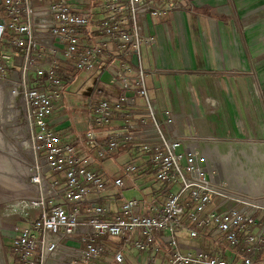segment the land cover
I'll return each mask as SVG.
<instances>
[{
	"label": "built area",
	"instance_id": "1",
	"mask_svg": "<svg viewBox=\"0 0 264 264\" xmlns=\"http://www.w3.org/2000/svg\"><path fill=\"white\" fill-rule=\"evenodd\" d=\"M0 5V82L7 87L8 120L20 132L16 142L31 153L29 182L37 189L18 204L25 225L11 229L15 264H89L108 253L109 239L122 243L111 252L112 264L127 263L128 247L144 255L142 264H251L264 251V204L230 185L220 164L197 148L198 142L220 140L168 136L148 95L140 48L154 39L145 33L146 21L181 10L179 0H1ZM113 62L117 71L107 78L120 92L114 101L103 98L91 106L82 142L94 154L87 155L61 139L50 118L75 72L88 77L108 71ZM136 98L143 101L142 113ZM114 115L123 129L99 144L97 129L109 126ZM137 140L163 183L164 200L145 209L141 199L131 198L111 210L102 205L109 179L93 162ZM124 170L131 178L139 171L133 165ZM111 184L125 187L121 178ZM181 233L187 239H178Z\"/></svg>",
	"mask_w": 264,
	"mask_h": 264
},
{
	"label": "crops",
	"instance_id": "2",
	"mask_svg": "<svg viewBox=\"0 0 264 264\" xmlns=\"http://www.w3.org/2000/svg\"><path fill=\"white\" fill-rule=\"evenodd\" d=\"M179 3L182 6L181 10H175L160 19L146 21L145 33L154 39L152 44L146 46L149 48L147 50L149 63L148 68L146 67L147 92L149 91V94L153 95V99L150 98V100L159 121L164 124L168 136L174 133L175 135H195L198 138L207 136L216 138L220 142H198L197 148L205 151L212 161H218L226 147L223 145L222 139L228 140V137L222 134V126L214 127L212 131L207 121L222 123L225 119V114L223 116L221 113L223 106H227L229 117L234 123L233 136H236V139L245 135L250 137L255 135V131L244 133L239 121L241 118L245 119L243 117L246 114L250 119L256 114H260L264 99L253 96L236 97L235 99L221 97V99L215 97V92L222 91L224 94L229 90V82L226 81L229 79H232L234 84L240 81V84L248 87L251 80L249 76L252 77L251 72L254 71L253 69L256 70L257 65L252 57L260 55L264 58V0H179ZM2 19H4V13L0 5V20ZM1 46L2 42L0 41V48ZM226 74L230 78L226 77ZM195 86L198 91L204 94L207 92L206 100L202 96L197 100L192 97L190 93ZM100 87L104 86L100 85ZM117 92H120L118 87ZM133 92H130L131 95ZM6 98L7 87L0 82V173H2L0 207L5 204L4 202L13 201L16 203L18 199L32 198L37 193L36 187L29 182L28 166L32 161L31 153L16 142L20 132L18 127L12 126L8 120L10 112ZM195 101L203 109H206L207 106L214 108L211 110L212 113L209 115L210 111L207 109L204 113L199 112ZM136 104L140 107L138 111L144 112L143 101L140 98H136ZM59 106H65V99ZM166 112L171 113L172 124L166 122L170 115H167ZM139 118L138 115L134 116L136 121H139ZM5 127L10 128L9 133L5 134ZM119 129H123L120 118L118 122L111 125V130L104 132L106 135L104 139H101V143L97 141L99 144H104L107 136ZM56 130L64 132V135L69 138L68 142L76 144L79 151L85 152L87 155L94 154V149L83 147L82 137L88 131L84 126L56 128ZM130 147L132 145L120 149L126 148L125 151H128L124 154L129 155L132 151L129 149ZM134 155L140 161L139 153ZM142 158L144 159L145 156ZM92 166L95 170L109 173V176L112 175L111 172L103 169V162L95 160ZM235 166L236 170L240 169L243 172L244 168L241 164ZM223 172L230 185L239 188L245 196L257 198L264 204V195L261 192L258 193L256 190L252 192L240 180H235L236 177L235 179L233 176L229 178L224 169ZM138 178H131L129 184L124 183L125 190H122L120 198L117 197V192L109 193L108 190L111 191V189L107 188L109 196L105 197L106 201L103 203L111 210H117L124 200L131 198L142 199L146 205L145 209L151 201L157 205L161 204L164 199L157 201L156 197L161 196L160 193L164 186L153 188L150 195H145V191L140 192L138 189H134L136 184H140ZM107 185L109 184L107 183ZM15 225H25L22 217L14 223L5 224L4 229H0V250L3 255L4 252L7 254V248H3L4 240L7 239L5 235H12L13 238L11 229ZM9 250L11 251V248ZM143 257L144 255L135 253L133 261H127L126 264H136L137 262L142 264ZM9 261L10 264L15 263L12 253H10Z\"/></svg>",
	"mask_w": 264,
	"mask_h": 264
},
{
	"label": "rangeland",
	"instance_id": "3",
	"mask_svg": "<svg viewBox=\"0 0 264 264\" xmlns=\"http://www.w3.org/2000/svg\"><path fill=\"white\" fill-rule=\"evenodd\" d=\"M147 45H142L140 48L141 54H142V66L146 69L148 68V47ZM252 60L257 63L256 70L251 72V78L249 82V86H243V84L239 83L238 81L236 84L232 81V79L226 80L229 82V90L225 91L223 94L222 91H216L215 97L216 98H225L230 97L232 99H235L236 97H260L261 99H264V58L262 56H256L255 58L252 57ZM114 63V62H113ZM107 64V63H106ZM106 66V65H104ZM116 64H112L111 66L107 65L108 71H104L101 69L98 74H93L91 76L85 77L83 74L79 72H75L73 75V80L70 84H68L65 87V91L63 93V98L65 99V106H59L57 109L54 110L53 116H51V123L54 127L58 129L66 128V127H82L84 126L86 130L89 129V118L91 117V106L96 104V102L99 99L107 98L108 100L114 101L118 97L117 87L118 86H111L107 82V76L110 74H113L117 71V68L115 67ZM105 68V67H102ZM104 72V74H102ZM102 78H99L101 76ZM244 74V73H243ZM226 77L230 78L227 74ZM224 76V77H225ZM146 81V80H145ZM147 82V81H146ZM231 83V84H230ZM106 84V85H105ZM104 86V87H100ZM236 86V87H235ZM101 89V90H99ZM148 90V89H147ZM200 90V88H199ZM207 92L205 94L203 92L198 91V88L195 86L194 89L191 91L190 94H192V97L197 100L202 98H205L206 100L208 98ZM151 99H153V95L149 94ZM171 95V94H170ZM172 96V95H171ZM205 96V97H204ZM221 98V99H222ZM197 104V101H195ZM262 110L260 109L261 113L256 114L252 119L249 118V116L246 114L243 118L239 121L241 122L242 129L245 132L248 131H255V135H252L251 137L249 135H245L244 137H237L233 136L234 132V123L229 117V112L227 106H223L222 108V115L225 114L224 121L221 122H211L207 121L209 124V128L212 130L214 127L222 126L221 131H223V135L225 137H228L227 139H222L223 145H226L224 148V153L217 161L219 166L223 167L225 174L227 177H236L235 180H240L242 184H245L248 186L251 191L256 190L258 193L261 192L264 195V103L261 105ZM198 111H202L203 113L206 111V109L209 112V115L211 110L214 108L212 107H206V109H203V107L197 104ZM118 116L114 115L111 119V123L109 126L104 127L102 129H97L98 136L100 134V137H98V141L101 143V139H104L106 133L108 130H111V125H114V123L118 122L119 118ZM247 118V119H246ZM5 134L10 132V128H4ZM61 131V130H60ZM213 131V130H212ZM61 137V139H65L68 141L67 136L61 135V132L58 133ZM66 137V138H65ZM226 140V141H225ZM72 143V142H71ZM141 142L135 141L132 147L129 149H132L131 153H127L128 150L125 151V149H120L113 154V156L106 158L103 160L104 166L103 169L107 172H111V176H109V173H107V178H109L108 182V189L110 188L109 193L111 192H117V197L120 198V194L122 190H125V187L123 189H117L114 187V185L111 184L112 176H115V178H121L125 184L130 183V175H127L124 167L127 165H133L139 169V171L133 176L139 177L138 182L140 184H136L134 186V189H138L140 192H144L145 195H150L151 192H153V188H159L163 185L160 181H157L154 173L149 168L148 158L142 154L141 151ZM225 143V144H224ZM74 144V143H73ZM230 148V150H229ZM139 153V157L141 158L140 161L136 158V153ZM134 153V154H132ZM230 153V154H229ZM5 155V153H3ZM145 156L143 159L142 157ZM142 156V157H141ZM138 157V156H137ZM236 162V163H234ZM243 166L244 170L241 172L240 169L236 170L235 165ZM110 167V168H109ZM240 171V173H239ZM242 176L241 178L239 177ZM141 176V177H140ZM52 174H47L46 178L50 179L52 178ZM28 180V179H27ZM143 183V184H141ZM108 191L106 192V196H109ZM149 193H146V192ZM142 195V194H141ZM105 196V197H106ZM264 197V196H263ZM142 198V197H141ZM157 201L163 200V196H158ZM26 199H20L18 200V204L21 203V201H24ZM142 200V199H141ZM106 201V200H105ZM0 207V229H4L5 224H11L21 219V215H23V210L19 208L18 204L16 205L15 202L9 201L4 202ZM102 205H105L102 203ZM178 239H187V236L185 233H181L177 235ZM7 239L4 240V247H6V253L4 252V255L2 254V250H0V264H10L9 258L10 253L12 251L9 250L12 235H5ZM116 243V242H115ZM200 244V243H199ZM109 247H113L112 244H108ZM5 251V250H4ZM133 254H135L134 250L131 247L127 248L126 251V258L128 262L133 261ZM3 255V256H2ZM112 256V255H111ZM111 258L106 255L101 256L100 258L93 260V262H90L89 264H110ZM15 264V263H14Z\"/></svg>",
	"mask_w": 264,
	"mask_h": 264
},
{
	"label": "trees",
	"instance_id": "4",
	"mask_svg": "<svg viewBox=\"0 0 264 264\" xmlns=\"http://www.w3.org/2000/svg\"><path fill=\"white\" fill-rule=\"evenodd\" d=\"M64 134H65L64 132L61 133V135H64ZM109 243L112 244L113 247H109L108 245ZM105 244L108 247V253L106 254V256L107 257L109 256L111 258L110 264H112L113 258L111 257V252L114 251L117 247L121 246L122 243H115L114 240L109 239L105 242ZM251 264H264V251L256 253L255 256H253L251 259Z\"/></svg>",
	"mask_w": 264,
	"mask_h": 264
},
{
	"label": "bare ground",
	"instance_id": "5",
	"mask_svg": "<svg viewBox=\"0 0 264 264\" xmlns=\"http://www.w3.org/2000/svg\"><path fill=\"white\" fill-rule=\"evenodd\" d=\"M2 159H3V157H2ZM3 160H4V159H3ZM11 169H12V168H11ZM1 174H2V173H0V181H1V179H2V178H1ZM18 200H19V199H18ZM17 204H18V201H16V205H17Z\"/></svg>",
	"mask_w": 264,
	"mask_h": 264
}]
</instances>
